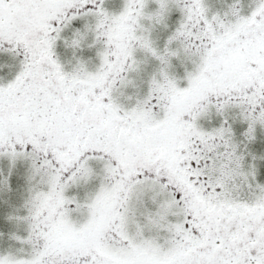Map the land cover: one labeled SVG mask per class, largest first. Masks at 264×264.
<instances>
[{"label": "snow or ice", "instance_id": "6c2138e0", "mask_svg": "<svg viewBox=\"0 0 264 264\" xmlns=\"http://www.w3.org/2000/svg\"><path fill=\"white\" fill-rule=\"evenodd\" d=\"M0 264H264V0H0Z\"/></svg>", "mask_w": 264, "mask_h": 264}]
</instances>
